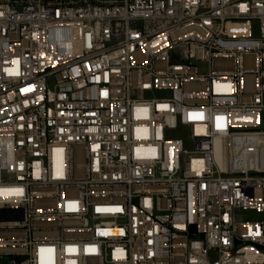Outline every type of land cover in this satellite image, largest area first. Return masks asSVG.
<instances>
[{"label": "built area", "instance_id": "2783aa9c", "mask_svg": "<svg viewBox=\"0 0 264 264\" xmlns=\"http://www.w3.org/2000/svg\"><path fill=\"white\" fill-rule=\"evenodd\" d=\"M263 123L264 0H0V261L264 264Z\"/></svg>", "mask_w": 264, "mask_h": 264}, {"label": "rangeland", "instance_id": "374dc122", "mask_svg": "<svg viewBox=\"0 0 264 264\" xmlns=\"http://www.w3.org/2000/svg\"><path fill=\"white\" fill-rule=\"evenodd\" d=\"M263 125H264V123H263ZM178 135V133L177 132H172V136H177ZM0 264H2V261H0Z\"/></svg>", "mask_w": 264, "mask_h": 264}]
</instances>
